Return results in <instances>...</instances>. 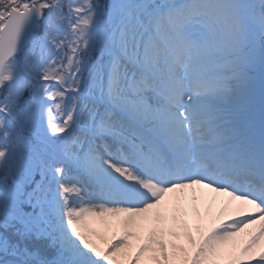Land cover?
<instances>
[{
	"label": "snow or ice",
	"instance_id": "snow-or-ice-1",
	"mask_svg": "<svg viewBox=\"0 0 264 264\" xmlns=\"http://www.w3.org/2000/svg\"><path fill=\"white\" fill-rule=\"evenodd\" d=\"M262 241L264 0H0V264H264Z\"/></svg>",
	"mask_w": 264,
	"mask_h": 264
},
{
	"label": "bare ground",
	"instance_id": "bare-ground-1",
	"mask_svg": "<svg viewBox=\"0 0 264 264\" xmlns=\"http://www.w3.org/2000/svg\"><path fill=\"white\" fill-rule=\"evenodd\" d=\"M199 192H200V191H198L197 194H199ZM206 193H207V192H206ZM209 194L211 195V193H209ZM211 196H212V195H211ZM221 197H222V199L219 197V200H221V201L227 199L226 197H223V196H221ZM201 211L203 212V207L201 208ZM217 211H218V206L213 208V212H212V213H216ZM94 226H96V227H102V225H99V224H96V225H94ZM249 233H250V231L246 230L245 233H242V234L240 235V237L237 238L238 241H239L240 243H243L244 239L247 238V236L249 235ZM263 243H264V241H263ZM261 244H262V242H261ZM259 247H260V245L257 246V248H259Z\"/></svg>",
	"mask_w": 264,
	"mask_h": 264
},
{
	"label": "rangeland",
	"instance_id": "rangeland-1",
	"mask_svg": "<svg viewBox=\"0 0 264 264\" xmlns=\"http://www.w3.org/2000/svg\"><path fill=\"white\" fill-rule=\"evenodd\" d=\"M103 3V2H102ZM45 242L43 241L42 243H38V247L42 246Z\"/></svg>",
	"mask_w": 264,
	"mask_h": 264
}]
</instances>
